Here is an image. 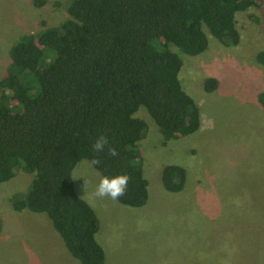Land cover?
<instances>
[{
    "label": "trees",
    "instance_id": "obj_1",
    "mask_svg": "<svg viewBox=\"0 0 264 264\" xmlns=\"http://www.w3.org/2000/svg\"><path fill=\"white\" fill-rule=\"evenodd\" d=\"M252 5L257 0H68L58 26L21 36L9 48L0 79V183L17 171L33 174L13 209L45 213L73 258L104 264L95 238L99 221L75 192L73 168L96 159L99 174L127 175L116 200L142 207L147 190L138 142L146 123L139 108L164 139L199 128L198 107L177 77L180 56L169 45L199 55L207 48V31L222 45L236 46L235 14ZM256 60L264 67V50ZM216 87L215 79H205V92ZM258 101L264 107V93ZM98 136L106 144L94 153ZM185 178L179 165L161 172L169 192H179Z\"/></svg>",
    "mask_w": 264,
    "mask_h": 264
},
{
    "label": "rangeland",
    "instance_id": "obj_2",
    "mask_svg": "<svg viewBox=\"0 0 264 264\" xmlns=\"http://www.w3.org/2000/svg\"><path fill=\"white\" fill-rule=\"evenodd\" d=\"M68 0H0V79L9 48L21 36L58 26ZM236 46L226 47L205 31L207 48L196 56L176 51L182 65L178 80L198 107L199 128L178 139H164L143 107L146 123L138 149L143 159L147 201L132 208L116 199L98 198L99 172L77 162V195L99 221L96 241L104 264H264V0L235 14ZM217 87L205 92V79ZM80 165L77 168V165ZM166 165L186 173L179 192L161 182ZM32 173L17 171L0 183V264H80L67 251L45 213L15 211L14 198L30 188Z\"/></svg>",
    "mask_w": 264,
    "mask_h": 264
},
{
    "label": "clouds",
    "instance_id": "obj_3",
    "mask_svg": "<svg viewBox=\"0 0 264 264\" xmlns=\"http://www.w3.org/2000/svg\"><path fill=\"white\" fill-rule=\"evenodd\" d=\"M106 144V140L103 136H98L95 141L91 144V150L94 153L103 151ZM112 155H115V152L109 150ZM99 162L96 159H91L86 162L87 167H95ZM77 168L80 167L78 164ZM76 178H83L84 186L87 184L85 174L83 172H73L71 180ZM128 184V176L125 174H99L98 178L95 181L93 195L98 198L108 197L112 200L117 199L122 196L126 190Z\"/></svg>",
    "mask_w": 264,
    "mask_h": 264
}]
</instances>
